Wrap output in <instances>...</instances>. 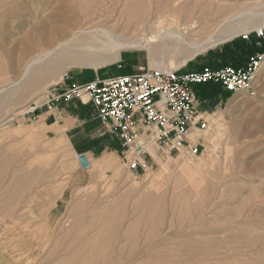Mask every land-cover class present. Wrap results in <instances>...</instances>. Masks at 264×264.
Returning a JSON list of instances; mask_svg holds the SVG:
<instances>
[{
	"label": "rangeland",
	"instance_id": "1",
	"mask_svg": "<svg viewBox=\"0 0 264 264\" xmlns=\"http://www.w3.org/2000/svg\"><path fill=\"white\" fill-rule=\"evenodd\" d=\"M132 1L0 0V100L7 98L0 108V264H264V62L250 93L227 97L218 87L195 86L208 122L193 136L201 138V153L167 155L150 145L149 170L137 176L119 146L105 157L93 152L82 170L64 136L39 124L37 111L28 113L43 107L52 89L75 83L70 76L79 71L93 78L156 66L192 71L263 53L264 37L252 34L241 43L238 36L264 28V0H136L145 16L180 30L190 43L216 36L238 12L251 20L183 66L163 34L149 46H165L163 55L149 56V47L121 49L113 63L63 65L33 86H12L30 28L53 22L89 29L96 20L120 28L129 16L123 8L137 9Z\"/></svg>",
	"mask_w": 264,
	"mask_h": 264
},
{
	"label": "built area",
	"instance_id": "2",
	"mask_svg": "<svg viewBox=\"0 0 264 264\" xmlns=\"http://www.w3.org/2000/svg\"><path fill=\"white\" fill-rule=\"evenodd\" d=\"M264 37V28L239 35L248 41L251 35ZM264 62V53L253 54L244 66L201 70L161 71L147 69L131 75L96 78L95 80L52 89L43 104L47 110L80 99L85 94L104 128L118 136L125 152L126 168L133 175L149 170L145 159L150 145L171 155L184 151L195 157L201 153V138L208 122L198 111L194 87L214 85L231 96L250 93L253 81ZM68 79L67 74L62 81ZM40 107H32L34 114Z\"/></svg>",
	"mask_w": 264,
	"mask_h": 264
},
{
	"label": "bare ground",
	"instance_id": "3",
	"mask_svg": "<svg viewBox=\"0 0 264 264\" xmlns=\"http://www.w3.org/2000/svg\"><path fill=\"white\" fill-rule=\"evenodd\" d=\"M135 1L136 0H134V2ZM134 2L132 1V4ZM139 3H141V1ZM133 5L136 6V4ZM141 5L144 6V4L142 3ZM135 6H131V7L135 8ZM138 6H140V4L136 6L137 9H133V10L132 8H130L131 10L130 9L127 10L128 8L126 7L123 8L125 13L129 12L128 14L129 16L126 19L127 21H125L126 23L123 21L125 24L120 28H117V26H113L112 29L107 28L104 24L98 22L100 20L98 21L96 20L98 23L96 21L93 22L92 24L94 25L95 23V25L89 29H82V27L79 28L77 24L73 25V23H72V27L70 26L72 30L70 29L69 26L64 25L63 23L62 26L54 25L52 24L53 22H51V24L48 22L47 23L40 22L42 24L39 23L40 25L38 24H36V26L34 25L35 27H32V29L30 28V30L25 34V37L23 39L26 46L22 52L23 61L22 64H20L22 65L21 66L22 68L20 67L19 64L17 65L18 68L20 67L21 69L20 72L16 74V79L14 80V82H12V86L16 87L17 84H22V83L24 84L25 88L29 86H33L36 84V82H38V80L40 82L41 80H44V78L46 77L47 78L53 77L55 75L54 72H56V70L63 65H68V66L73 65L75 67L87 66L92 68H98L110 62L113 63V61H117L119 59V50L142 48V47L147 48L151 46V44H154V42H156L157 40H160L163 34L172 38V39L169 38L172 40L170 44L171 43L173 44L171 48H173L172 49L173 52L175 51L177 52V55L179 57L181 56V58H179L181 61L179 62L183 66L185 65L186 59L193 58L199 53L203 52L204 50L211 47L213 48L214 46L224 43L229 39L233 38L235 33H237L236 30H239L241 27L245 28L247 25H249V20H251L249 16L248 18H241L242 17L241 15H243L244 13L238 12L234 16L232 15V17L226 19L224 26L219 30L216 36L208 38L203 43H190L187 42L184 39L183 35L180 34L181 33L180 30H177L176 28L174 29V27L173 28L167 27L165 29L164 26H162L160 19L157 18L154 19L153 17H151V15L148 16L149 12L146 10L147 8H143L142 11L139 10ZM123 10L121 13H123ZM144 10L148 12L146 13L148 14L147 16L144 15ZM73 16L72 19L74 18L76 19V17L73 18ZM77 20L80 19L77 18ZM132 21H135L134 25L131 24ZM171 23L172 22H170L169 25ZM89 24L91 26V23H88V25ZM109 26L110 24H108V27ZM56 36L58 37L57 38L58 40L61 39L59 42H57V40L55 39ZM166 36L165 37L162 36V37L166 38ZM164 44L165 43L163 42V45ZM164 50H165V46L155 45L153 47H149L148 54L149 56H154V55L156 56V54L157 55L159 54L160 56L164 54ZM168 50L169 48L167 49V51ZM17 60L19 61V59ZM153 62L154 61H152V64L156 65V63ZM172 64L170 63L169 65L171 66ZM172 67H174V65ZM14 68L15 66L13 67L12 70H14ZM156 68L161 71L170 70V68L167 66H156ZM62 76L64 77L65 74H63ZM17 92L18 91L16 89L15 93L13 94L14 95L18 94ZM8 94H10V92ZM18 97H15V99L18 100ZM6 101L7 98L0 100V108L4 103H6ZM160 245L162 244L160 243Z\"/></svg>",
	"mask_w": 264,
	"mask_h": 264
},
{
	"label": "crops",
	"instance_id": "4",
	"mask_svg": "<svg viewBox=\"0 0 264 264\" xmlns=\"http://www.w3.org/2000/svg\"><path fill=\"white\" fill-rule=\"evenodd\" d=\"M88 74L79 71L70 76V80L77 84H85L95 80ZM104 78V77H101ZM68 81V79L66 80ZM62 88H59L61 90ZM42 126L50 128L52 131L60 132L64 137L62 140L69 144L70 151L76 154L78 162L79 156H85L89 166L80 168L86 170L90 167V158L93 152L100 151L102 157L113 153L115 146L122 149V142L117 135L110 133L98 120L93 106L87 101L85 94H81L80 99L72 100L69 103L47 110L40 107L36 112V119ZM72 132H74L72 134ZM85 151L77 155L76 149ZM83 148V149H80Z\"/></svg>",
	"mask_w": 264,
	"mask_h": 264
},
{
	"label": "trees",
	"instance_id": "5",
	"mask_svg": "<svg viewBox=\"0 0 264 264\" xmlns=\"http://www.w3.org/2000/svg\"><path fill=\"white\" fill-rule=\"evenodd\" d=\"M240 42L241 43H246L245 41H243V40H241L240 39ZM256 53V52H255ZM258 53H261V52H258ZM264 53V52H263ZM251 57V55H247V56H245V57H243V58H241V59H239V61H237L235 64H232V65H230V66H232V67H235V68H238V67H241V66H244L246 63H247V61L249 60V58ZM226 66H228V65H226ZM221 67H225V66H221ZM212 69H217V68H220V67H211ZM205 87H209V85H204ZM211 86V85H210ZM213 86V88L215 87H217V86H214V85H212ZM231 95L229 94V93H227V97H230Z\"/></svg>",
	"mask_w": 264,
	"mask_h": 264
},
{
	"label": "water",
	"instance_id": "6",
	"mask_svg": "<svg viewBox=\"0 0 264 264\" xmlns=\"http://www.w3.org/2000/svg\"><path fill=\"white\" fill-rule=\"evenodd\" d=\"M78 162H79L80 166L84 169L89 166V163H88L87 159L85 158V156H79Z\"/></svg>",
	"mask_w": 264,
	"mask_h": 264
}]
</instances>
